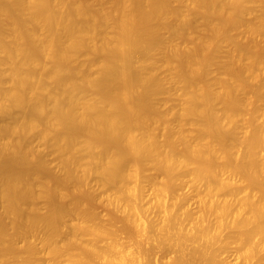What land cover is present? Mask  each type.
Listing matches in <instances>:
<instances>
[{"label":"bare ground","instance_id":"1","mask_svg":"<svg viewBox=\"0 0 264 264\" xmlns=\"http://www.w3.org/2000/svg\"><path fill=\"white\" fill-rule=\"evenodd\" d=\"M252 4L0 0V264L264 263Z\"/></svg>","mask_w":264,"mask_h":264},{"label":"rangeland","instance_id":"2","mask_svg":"<svg viewBox=\"0 0 264 264\" xmlns=\"http://www.w3.org/2000/svg\"><path fill=\"white\" fill-rule=\"evenodd\" d=\"M253 5V4H252ZM250 7H253V10L252 11V14L251 15H247L245 16V19H251V21H256L258 19H261V16L264 17L263 13H261V9H259L258 7L259 6H256L254 7L253 6H250ZM257 9V10H256ZM260 10V12L258 11ZM257 12V14H256ZM255 13V14H254ZM258 13L260 15H258ZM258 15V16H256ZM258 17V18H257ZM260 17V18H259ZM257 18V19H256ZM249 19V20H250ZM263 22H264V19L262 18L261 19ZM264 35V33H263ZM82 59V57H80V60ZM156 101L158 104H160L162 106V108L165 107V105L167 104V95L166 94H162V95H159L157 98H156ZM174 103V102H173ZM173 103H169V104H173ZM38 149L42 152V153H45L46 154V159H53L54 157L50 155V153L47 152V149L43 146V145H40L38 146ZM145 172L148 174V175H151V176H156L157 178H159V175L152 169H150L149 167L146 168ZM53 181L52 179V176H50V173L49 172H46L44 173L43 177L40 178L37 182H36V186H35V189L37 191L41 190V186H40V183L41 182H48V183H51ZM61 191L64 195V197L62 198H57V203L58 204H61V205H66L68 204L72 197H74V195H76L75 193H73L72 191V188L70 185H64L61 187ZM35 206L36 208H38L40 210V212L44 211L46 209V201L44 199H38L36 202H35ZM84 206L89 208L92 212H94L96 215H98L100 217V219L107 225L109 226L110 224L109 223H106L109 219V216H110V210L109 208L99 202V201H96V200H87V199H84ZM191 207H194V204L191 205ZM69 227V226H67ZM119 239L122 241V240H125V235L123 233H120L118 235ZM19 246H21V243H19ZM230 255V258L233 257V252L231 251L229 253ZM170 259V257L168 255L162 257V261L163 262H167L168 260ZM264 262V261H263ZM44 264H51V262L49 260H46L44 262ZM264 264V263H263Z\"/></svg>","mask_w":264,"mask_h":264}]
</instances>
